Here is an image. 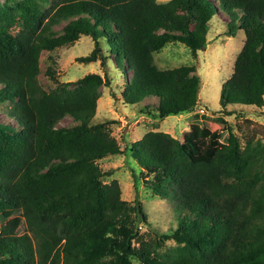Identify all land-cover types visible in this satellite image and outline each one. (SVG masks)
<instances>
[{
	"label": "trees",
	"instance_id": "obj_1",
	"mask_svg": "<svg viewBox=\"0 0 264 264\" xmlns=\"http://www.w3.org/2000/svg\"><path fill=\"white\" fill-rule=\"evenodd\" d=\"M216 18L225 36L244 37L220 86L221 111L228 117L229 106L263 108L264 0H22L1 7L0 107L14 124L0 122V215L18 212L25 232L0 226V264H264L261 141L241 145L222 121L224 143L204 128L182 142L147 132L131 144L142 183L177 205L170 232L142 240L140 205L122 200L116 181L102 183L97 164L122 153L104 123L91 124L108 76L90 73L49 90L39 81L43 52L89 37L93 49L77 61L106 67L111 55L124 77V106L152 98L157 103L140 115L191 112L201 86L195 67L162 70L154 55L180 43L195 59ZM66 117L74 125L59 127ZM167 241L175 246L161 253Z\"/></svg>",
	"mask_w": 264,
	"mask_h": 264
},
{
	"label": "rangeland",
	"instance_id": "obj_2",
	"mask_svg": "<svg viewBox=\"0 0 264 264\" xmlns=\"http://www.w3.org/2000/svg\"><path fill=\"white\" fill-rule=\"evenodd\" d=\"M21 1L0 0V9L4 4L12 7ZM156 1L167 3L169 0ZM217 14L224 18V22L227 21L222 12L219 11ZM217 18L210 23L206 49L200 51L195 59L192 58L190 51L180 43L168 44L154 55V63L159 69L194 66L200 77L201 86L197 107L191 112L178 116L161 119L154 113L140 115L138 112L143 107L157 103L152 98L143 101L138 106H124L119 94L124 77H122V72L114 68V58L111 55L106 62V67H102L100 61L89 64H81L77 61L91 53L93 43L89 37L82 36L70 47L41 54L39 81L46 90L53 89L62 83L74 84L90 73L99 74L102 77L105 74L108 76L110 86L101 88V95L96 103V113L91 124L104 123L122 153L103 158L97 161V164L106 174L101 178L102 183L108 184L116 181L121 189L122 200L131 205H140L146 218V222L137 229L139 238L142 240H152L159 234L170 232L175 224L177 205L171 200L154 195L142 183L143 175H140L141 171L132 158L131 144L139 141L147 132H163L182 142L188 132H201L204 128L216 132L219 140L224 143L228 134L223 129L222 121L232 128L241 145L246 139L258 140L264 144V107L256 109L229 106L226 107V111L231 113L228 117L224 116L219 107L221 83L232 74L233 63L242 47L244 37L242 32L234 37L225 36V26ZM112 63L114 66L111 65ZM48 70L54 74V78H49ZM125 74L131 76L128 71ZM6 109V105L0 107V122L14 124L4 113ZM73 125L72 120L66 117L58 126L71 127ZM4 225L12 227L17 235L25 232L24 220L18 212L8 211L1 214L0 226ZM174 246V242L167 241L160 252L163 253Z\"/></svg>",
	"mask_w": 264,
	"mask_h": 264
}]
</instances>
